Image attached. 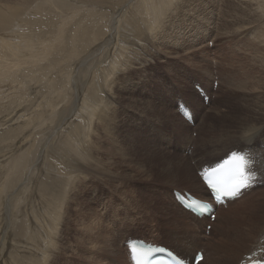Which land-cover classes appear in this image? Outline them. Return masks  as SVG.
<instances>
[{
    "label": "bare ground",
    "instance_id": "obj_1",
    "mask_svg": "<svg viewBox=\"0 0 264 264\" xmlns=\"http://www.w3.org/2000/svg\"><path fill=\"white\" fill-rule=\"evenodd\" d=\"M122 1L123 3L128 2V0ZM122 1L0 0V84L5 81L7 82L6 84H8V86L6 85L8 88L7 90H0H2L4 96L7 95L12 99V96H15V100L13 99V101H16V98L18 99V97L20 98L21 96V94L19 95L20 92L16 93L18 89H21L19 85L20 82L26 83L21 84L23 89H26L29 86L31 89L28 88V90L31 91H29L31 94L29 93L30 95L27 96L28 99L25 100V98L21 96L24 98V100L21 98L23 103L26 101L28 105L26 106L23 104V109L20 108L21 104L13 107L12 102L9 105L3 104L4 101L0 103V162L1 160H6V158L9 159V161L7 160L8 162L0 165V250L2 251L0 253V262H2V264H51L52 261L56 262V259L53 260L56 254L54 249L56 245H58L57 249L62 251L59 233L67 229L66 226H69L68 224L70 223L71 214L75 211L73 208V202L75 200L80 201L79 194L90 178H98L99 176L103 177V175H105L103 171L105 167L103 165L108 162L107 159L122 155L121 152H111V149L107 148V145L104 144L105 142H102L104 137L108 135V132L106 131L108 129L107 127L110 125L109 123H106L105 125L102 124L106 121L111 122L113 115L117 112V101L115 100L114 95L111 94L113 83L110 84L109 82H112L114 78L112 76L115 73L121 74V72L126 69V66H129L128 63L132 62L133 57L139 59H146L147 57L152 58L154 54L153 51H150V48L159 53V51L153 47L159 43L161 33H164L163 31H165V26L167 25L166 20L170 13H176L181 10V5L178 3L181 0H142V2L137 5L138 12L133 11V8L127 6L126 14L122 15L120 11L119 14L118 12L114 14L115 20L116 18L119 20L121 19L128 28H133L131 34H134L135 36L128 38L126 48L119 46L116 57L111 61L109 64L110 66H104L100 71L101 79L99 80H108L110 85H104L106 88L105 90L108 89L109 91V93H107V96L109 97L108 100L105 98V94L104 96H102L103 94L101 96L97 95L98 87H96L97 85L95 86V83L89 86L87 92L84 90L85 87L79 91L78 77L79 74L82 73V69L86 65L85 63H89L91 60H96V63H102L107 57H109V52L115 49L111 48L103 51V48L98 54V52H95L97 48H88V46L90 47L94 42L101 38L100 35L105 33V27H107L106 19H108V15L104 9L100 8V3H107V5L116 4L117 8L122 9V5L120 6ZM135 1L138 2L139 0ZM227 1L228 0H226V2ZM234 1L237 2V0ZM238 1H241L243 5H246L249 8V11L253 14L254 18H258L259 16L260 19H264V0H247L246 2H243L244 0ZM64 6H66V8L62 10L61 7ZM107 7L108 6H106V8ZM55 10L58 11L56 16L53 14L55 13ZM221 10L223 11L222 18L226 19L229 23H226L225 28L220 30L218 34L219 37L225 35V33H222L223 31L240 36L243 35L244 32L246 33L247 30L251 29L248 33L255 32L254 37L251 35V37H253L252 39H258L259 44L263 46L264 35L259 28H255L257 24L255 20L254 23L253 20H251L252 22L245 25L242 22V16H240L238 12L236 13L235 9H232L233 12L228 13L229 16H227L224 12L226 11L225 3L223 4V8L221 7ZM232 13L235 18L232 17ZM163 15L166 20L160 22V20L163 19ZM61 17H66V19L64 18L66 22L62 25L65 26L64 29L67 31L59 28L56 30L58 33L55 34V26L53 27V24L56 21L59 22ZM237 19L241 22L237 23ZM127 21L128 23H126ZM116 22L117 21H115L113 25L111 23L112 26L109 31L111 32V37L108 40L109 42L115 39V35L118 32L117 25L119 23ZM56 27H58V24H56ZM242 27L244 28L242 29ZM152 32L155 41H152V36L149 38L146 37L147 39L144 37ZM66 33L67 37L65 38L64 36ZM245 35H247V33ZM229 36L232 37L233 35ZM70 37L72 38V41L70 40ZM116 42L118 41L116 40ZM226 54L229 55L228 53ZM228 63L232 64L231 62ZM244 63L243 60L239 61V67L242 69L240 74H242V76L237 73L236 76L233 77V73L236 69L232 64V67L228 68L231 72H227L222 79V82L225 80L233 82L236 79L237 84L239 85V88L236 87V89L242 91V96L246 95L247 88L249 87L248 85L253 78L251 71L246 69V65H243ZM50 65H52V67H50ZM53 67L59 69L63 76L56 73V71L54 72L56 73V78L55 76L48 78V76H50L49 73H52L50 72L51 68L54 69ZM98 69H101V67L99 66ZM30 77H33L34 79L38 78L40 81L28 85L26 80ZM258 78L259 80L257 81V84H264V79L262 77ZM9 81L11 82V85ZM1 86L2 85H0V87ZM45 89L57 93V97L60 100L55 103H50L46 99ZM259 94L262 93L260 92ZM247 95H250V92H248ZM258 95L256 94L255 96L258 97ZM72 98L73 106L72 108H69L67 105L69 104V106H71L70 102ZM262 100L264 104V94ZM253 106L257 109L254 113H250L252 107L245 104L246 109L241 113L238 124L231 128L227 127L221 129L220 132L228 135L222 138L218 143H214L212 146L216 147L213 150L215 153L221 154L228 146L226 144L227 141L240 139L242 142L241 144L243 145L240 147L237 146L226 153L230 155V152L235 150L247 153L250 159L249 167L258 175L256 185L250 189L244 190L239 198L230 200L227 203V210H223V206H219L220 209L218 208V215L213 228L209 233L210 236L208 241L201 238L198 230L201 226L212 224V218H208L207 215H198L194 211H188V209L184 207L187 209L186 211L172 197L173 201H170L171 208L167 207L163 210V221H159L155 225V227L164 234L165 242L159 240L152 241L158 245L168 246L172 250L183 255L184 258L190 259L191 262L194 260L196 253L199 250H202L205 253V258L200 264H240L243 259H246L244 257L245 255L256 254L257 252L264 250V187H260L264 185V149L263 154H260L262 162L260 161V163H256L257 166H254L255 160H252L250 151L247 150V148H250L252 145L255 146L258 142L264 141V111L261 112L262 114L255 113L257 111H262L263 109L260 108L259 104ZM46 110L47 112H50L48 116H52L53 114L55 116L56 112L59 114L62 111L65 112L67 110L69 113L62 114V119L60 117L58 120L61 125L59 122L58 124L56 123L57 125L55 127L57 131L52 132L51 139H46V141H43V144L40 140L39 144H36L37 141H33L32 138L35 131V129L32 128V125L34 122H37V114ZM74 115L76 118H74ZM48 116L43 121H49ZM57 116L59 117L60 114ZM243 116L245 117L243 118ZM260 116H263V121ZM237 117L238 114L231 118L235 119ZM256 118H259L260 120L254 125L255 123L252 124V122L253 120H258ZM66 121L68 123H65ZM246 122H249L251 127L249 129L245 128L244 131L241 130V134L239 133L240 135L237 137L236 135L240 130V125H244ZM44 124H46V122ZM77 127L80 131L77 134H74L73 131ZM58 130L60 131L58 132ZM229 133L236 134L232 136L229 135ZM5 141H11V144L1 145V143H4ZM214 141L217 142L218 137H215ZM112 142L110 141V143ZM255 150H258L257 147ZM209 155L210 154H207V158ZM219 156L221 155H218V157ZM228 156L226 158H228ZM215 157L217 156H210V158L214 160L218 159V157ZM211 162V160L206 163L205 161H200L197 170L202 171V167L206 164L209 166L213 165L214 163ZM137 168L139 169V167ZM85 177L88 179L87 182L83 181ZM177 177L180 178L181 182H186L188 185V187L186 185L181 188V191L188 190L195 196H200L201 200L211 199V190L206 188L201 180L198 182V185L194 183L197 181V177L193 176V172L188 165L176 164L175 170L171 171L170 174L168 173L169 180L172 179L171 182H169L170 184L172 183L171 185L173 186L171 192H173L174 189L179 190L174 186L175 182H173ZM189 186L193 190H196L198 187L199 191L192 192L189 190ZM260 189L263 190L260 191ZM26 190L28 191L27 194L32 191L33 195H31V197L30 195H27L25 202L27 200L33 202L48 200L49 202H55V204L51 207L50 214L45 215L41 221L39 220L42 228L37 229V227H35L36 230L34 232L32 231V236H30L29 232L30 227L27 228L28 223H25L27 220H21V223L15 222V227L13 229L14 234L12 242H10L8 240L10 230L6 226L5 228L3 227L2 220L4 219V216L1 215L5 212L6 208L9 209L6 205L13 202V196H15L16 199L18 193H24ZM250 190H252L251 193ZM255 193L258 194L255 195ZM180 195H183V193L180 192ZM49 196H51V198ZM149 203L151 204L152 201ZM4 207H6L5 210ZM231 207L234 208L230 211L229 208ZM94 209L96 208L94 207ZM157 211L159 212V210ZM242 211L244 212L245 221L249 229L243 235L234 234L230 231V228L232 227V218L230 215ZM13 212L15 211L13 210ZM251 215H256V217ZM77 219L80 220L79 218ZM35 220L37 219H34V221ZM47 220L51 221L49 222L50 225ZM220 220L224 222V225L222 226L227 230L228 236L217 234L215 228L219 225L216 223ZM138 221L139 220L137 219L134 220L129 226L133 230H138L139 227H141V224H139ZM45 222L47 223L45 224ZM53 222L54 225L56 224L55 228H51V223ZM83 225L88 228L91 224L89 222H84ZM84 227H80L78 234H80L82 239L91 241V238L94 239L92 236L93 231L91 228L85 229ZM43 228H45V230ZM35 234L38 236L35 237ZM245 237H248L251 240V244L245 245L244 248H242V241ZM143 238L145 237H129L128 240L132 241ZM77 241L80 246L87 245L79 239ZM91 244H93V241ZM110 244V258L112 263L123 264L125 260H119L117 258V241L111 239ZM41 245H44V247ZM8 247H11L9 254L5 251ZM261 254L262 253H260V255ZM129 258L130 259L127 257L128 261L126 262L134 264L132 257ZM253 259H247V261L249 262Z\"/></svg>",
    "mask_w": 264,
    "mask_h": 264
},
{
    "label": "rangeland",
    "instance_id": "obj_2",
    "mask_svg": "<svg viewBox=\"0 0 264 264\" xmlns=\"http://www.w3.org/2000/svg\"><path fill=\"white\" fill-rule=\"evenodd\" d=\"M246 1L247 0H244L243 2ZM141 2L142 0H139L138 2L135 0H128L127 4L122 1L123 4H120V6L122 5V9L117 8L116 4L107 5V3H100V8L104 9L108 15V19H106L107 27H105V33L100 35L101 38L94 42L90 47L88 46V48H97L95 52H98V54L103 48V51L105 49H115L109 52V57H107L102 63H96V60H91L89 63H85L86 65L78 77L79 91L85 87L84 90L87 92L89 86L95 83V86L97 85L96 87H98L97 95L101 96L103 94L102 96H104L105 94V98L109 100V97L107 96L109 91L108 89L105 90L106 88L104 85L110 86L109 83H113L111 94L114 95L115 100L117 101V112L113 115L111 122L106 121L102 124H110L106 131L108 132V135L104 137L102 142H105L104 144L107 145V148L111 149V152H121L122 155L115 156L116 158L112 157L111 159H107L108 162L103 165L105 167V169H103L105 173V175H103L104 178L100 176L98 178L92 177L88 182L86 177L83 179V181L87 183L83 186L82 191L79 194L80 201L75 200L73 202V208L75 211L72 212L70 217V223L72 225L69 223V226H66L67 229L64 228L65 230L59 233L62 251L57 249L58 245H56L54 249L56 254L53 258V260L56 259V262L52 261L51 264H113L110 258L111 239L117 241V258L119 260L124 259L125 261L123 264H129L126 262L129 259L127 241L129 237L143 236L147 238V240L151 239L165 242L163 236L164 234L158 230L155 225L159 221H163V210L167 207L171 208L170 201H173V198L180 206H182V204L176 199L178 197L174 195V192H176L177 189H174L173 192H171L173 186L171 185L172 183L170 184L169 182H171L172 179L169 180L170 178H168V173L170 174L171 171L175 170L176 164L188 165L193 172V176L197 177V181L194 183L198 185L200 180L203 182L200 173L201 171L197 170L200 161H205L206 163L211 160V163H214L213 165H215L218 161L225 159L229 155L226 152L237 146L240 147L243 145L241 144L242 142L240 139L227 141L226 144L228 146L226 149L221 154L215 153L213 150L216 147H213L212 145L214 143H218L222 138L228 135L220 132V130L227 127L231 128L232 126L238 124L241 113L246 109L245 104L252 107V111H250V113H254L257 109L253 105L258 104L263 110L255 113L262 114L261 112L264 111V104L262 100L264 94V84H257V81L259 80L258 77H262L264 79V44L261 46L258 39H252L255 32L248 33L251 29L246 31L247 35H245V32V34L243 33V35L237 36L223 31L222 33H225V35H222L221 37L218 36L220 30L225 28L226 23H229L226 19L222 18L223 11L221 10V7L223 8L224 3L226 8V11L224 12L227 16H229L228 13L233 12L232 9H235V12H238L240 16H242V22L245 25L252 22L251 20H253V23L256 21L257 24L255 28H259L264 35V19H260L259 16L258 18H254L253 14L250 13L249 8L238 0L237 2L234 0H228V3L226 0L179 1L178 3L181 5L182 11L180 10L176 13L171 12L169 17H167V20L163 15V19L160 20V22L166 20L167 25L165 26V31H163L164 33H161L159 43L153 47L158 50L159 53L150 48V51H153L154 54L152 58L147 57L146 59H139L133 57L132 62L128 63L129 66H126V69L122 71L121 74L115 73L112 76L114 77L112 82L108 83V80L100 81V71L104 68V66H110L109 64L116 57L119 46L126 48L128 38L135 36L134 34H131V30H133V28H128L121 19L119 20L116 18L115 20L114 14L117 12L119 14V11L122 15L126 14L128 7H131L133 8V11L138 12L137 5ZM105 5L108 7L106 8ZM64 8H66V6L61 7L62 10ZM54 12L55 13L53 14L56 16L58 11L55 10ZM232 17L235 18L233 13ZM64 18L66 19V17ZM64 18L61 17L59 22L56 21L53 24V27H56V24H58V27H54L55 34L58 33L56 30L59 28L66 30L64 29L65 26L62 25L66 22ZM115 21H117L116 23H119L118 25L116 24L118 26V32L115 35V39L109 42L108 40L111 37V32H109L110 27ZM238 22L241 21L237 19V23ZM126 23H128V21ZM243 28L244 27H242V29ZM152 35L153 32L144 37L149 38ZM229 35L233 36L231 37ZM251 35L253 37H251ZM64 37H67V33ZM151 39L152 41H155L154 36H152ZM70 40L72 41L71 37ZM116 40L118 42H116ZM241 60L245 62L243 65H246V69L251 71L253 75L251 83L248 85L250 88L248 87V90L246 91L247 93L250 92V95H247V93L244 96L241 95L242 91L236 89V87L239 88L236 79L233 82H229L228 80L222 82L226 73L231 72L228 68L232 67V64L236 69L233 73V77L236 76L237 73H241L242 69L239 67V61ZM228 62H231L232 64H229ZM99 66L101 69H98ZM50 67H52V65H50ZM53 68L54 69L51 68L50 72L52 73H49L50 76H48V78L54 77L56 73L63 76L59 69L55 67ZM240 75L242 76V74ZM32 78L30 77L26 80L28 85L40 81L38 78ZM6 83V81L1 83L0 85L2 86L0 89L7 90L8 84ZM21 84L26 83L20 82L19 85L21 89H18L16 93L20 92L19 95L21 94V96H23L26 100L28 99L27 96L31 94V89L29 88L30 86L28 87L30 90H28V88L23 89ZM198 86L201 88L199 89ZM45 90L46 99L50 103H55L60 100L57 97V93L50 92L48 89ZM1 92L2 90H0V103L4 101L3 104L9 105L12 102L13 107L21 104V109H23V104L28 106L26 101L23 103L21 99L23 97L20 96V98H16V101H13V99L15 100V96H12V99L7 95L4 96L3 92L2 94ZM260 92L262 94H259ZM256 94H259L258 97L255 96ZM72 101L73 98L70 102L71 106H69V104L67 105L69 108H72L73 106ZM183 103H185V105L192 111V119L186 118L182 113L181 105H183ZM63 113L68 114L69 111H62L59 113V117L57 116L59 115L57 112L55 113V116L54 114L52 116H48L50 112H47V110L37 114L39 120L36 119L37 122H34L32 125V128L35 129L32 138L33 141H37L36 144H39L40 140L43 144V141L52 138V132L57 131L55 126L58 124L60 117L62 119ZM237 114V118H231ZM47 116L49 121H43ZM244 117L245 116H243V118ZM260 117L263 121V116ZM74 118H76V116ZM256 119L258 120H253L252 124L255 123L254 125H256V123H258L257 121L260 120L259 118ZM67 121L65 123H68ZM45 122L46 124H44ZM250 127L251 124L249 122H246L244 125L241 124L240 130L236 136L239 137L238 135L241 134V130L244 131L245 128L249 129ZM59 131L60 130H58V132ZM79 131L80 129L77 127L74 129L73 133L77 134ZM235 134L236 133H229V135L232 136ZM215 137H218L217 142L214 141ZM110 141L113 142L110 143ZM10 142L11 141H5L4 143H1V145H10ZM252 146L247 148V150L250 151L252 160H255L254 166H257V164L262 160L260 154H263L264 141H260L255 146ZM254 147H257L259 151L255 150ZM207 154H210L208 158ZM212 155L217 157L218 155L221 156L214 160L210 158ZM7 160L9 161L7 158L6 160H1L0 165L8 162ZM137 167H139V169ZM173 182H175L174 186L179 189L177 190L179 192L181 191V188L187 185L186 182H181L179 177L174 179ZM260 187H264V185ZM189 190L192 192H198L199 188L197 187L196 190H193L189 186ZM262 190L263 189H260V191ZM31 192L27 194L28 191L26 190L24 193H18L16 199L15 196H13V202L6 205L9 209L4 207V210L5 208L6 210L1 215L4 216L2 225L4 228L6 226L10 230L8 234V240L10 242H12L15 222L21 223V220H27L25 223H28L27 228L30 227L29 232L30 236H32V231L34 232L36 230L35 227H37V229L42 228L39 220L41 221L45 215H49L51 207L55 204V202H49L48 200L34 202L27 200L25 202L27 195H30V197L33 195V192L32 194ZM186 192L189 191L182 190V193ZM251 192L252 190H250V193ZM256 194L258 193H255V195ZM49 197L51 198V196ZM150 201H152L151 204L149 203ZM93 206L96 209H94ZM234 207L229 208L230 211ZM222 209L227 210V206H223ZM13 210L15 212H13ZM157 210H159V212ZM185 210L187 211V209ZM214 214L218 215V210L217 212H214ZM230 216L232 218V227L230 228V231L234 234L243 235L246 233L249 227L245 221L244 212L234 213ZM251 216L256 217V215ZM208 218H210V216H208ZM34 219L37 220L34 221ZM136 219L139 220L138 223L141 224V227H139L138 230H133L129 224L133 223ZM47 222L50 225L49 222L51 221L47 220ZM47 222H45V224ZM84 222H89L91 224L90 227H88L93 231L92 236L94 239L91 238V241L82 239L80 234H78L80 227H84ZM211 223L212 224H208V226L199 227L198 230L201 238L206 241L209 240V233L213 228L215 220L212 219ZM216 224L219 225L215 228L217 234H220L221 236H228L227 230L222 226L224 225V222L220 220ZM55 227L56 224L54 225V222L51 223V228ZM84 228L88 229L86 227ZM43 229L45 230V228ZM37 236L38 235L35 234V237ZM78 239L87 245L80 246L77 241ZM92 241L93 244H91ZM250 244L251 240L248 237H245L242 241V248H244L245 245ZM41 246L44 247V245ZM10 250L11 247L5 249L7 254H9ZM1 252L2 251L0 250V253ZM246 256L247 255L244 257L246 258ZM0 264H2V262H0Z\"/></svg>",
    "mask_w": 264,
    "mask_h": 264
},
{
    "label": "snow or ice",
    "instance_id": "obj_3",
    "mask_svg": "<svg viewBox=\"0 0 264 264\" xmlns=\"http://www.w3.org/2000/svg\"><path fill=\"white\" fill-rule=\"evenodd\" d=\"M248 162L245 155L239 152H232L228 159L211 169L203 172L202 179L206 182V187L215 192L225 191L227 195H235L237 192L248 186L252 176L245 169ZM138 246H142L143 242H135ZM151 251V249H147ZM141 255L146 251H141ZM200 259L203 260V254L199 253Z\"/></svg>",
    "mask_w": 264,
    "mask_h": 264
}]
</instances>
